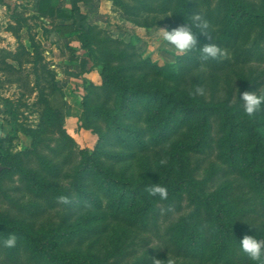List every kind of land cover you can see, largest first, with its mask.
I'll return each instance as SVG.
<instances>
[{"label": "rangeland", "instance_id": "1", "mask_svg": "<svg viewBox=\"0 0 264 264\" xmlns=\"http://www.w3.org/2000/svg\"><path fill=\"white\" fill-rule=\"evenodd\" d=\"M237 1L252 14L264 16V0ZM85 2L91 7L78 3L84 19L75 14L56 20L37 13L32 0H0V136L7 153L0 161L6 166L0 175V217L33 235L44 228L55 231L61 253L89 254L109 264H213L176 245L169 230L193 212L206 193L228 183L239 208L231 222L245 233L264 234L258 188L218 156L219 113L210 117L205 146L182 152L177 159L174 144L179 138L151 142L143 102L121 111L120 89L101 75L118 71L141 88L162 85L192 92L205 102L242 105L236 99L241 92H264V26L257 19L234 26L227 0ZM182 24H191L198 38L197 46L185 52L159 36L160 27ZM211 42L225 55L203 59L199 48ZM82 58L87 60L84 69ZM197 88L203 94H195ZM115 109L126 113L122 122L145 130L142 145L122 144L112 134L101 110ZM96 127L104 132H96ZM94 150L103 153L101 163L116 174L156 181L165 165L190 173L194 184L183 189L172 206L160 202L146 218L126 219L88 174L80 172L84 151ZM40 155L47 157L50 167H43ZM17 163L61 184L63 195L30 181L29 170L18 171ZM86 192L96 195L99 204L86 198ZM201 216L208 229V214L203 211ZM3 250L0 246V264H45L28 259L25 246L13 261Z\"/></svg>", "mask_w": 264, "mask_h": 264}, {"label": "trees", "instance_id": "2", "mask_svg": "<svg viewBox=\"0 0 264 264\" xmlns=\"http://www.w3.org/2000/svg\"><path fill=\"white\" fill-rule=\"evenodd\" d=\"M80 1L88 8L91 7V4L85 2L86 0H71L70 14L55 8L56 0H34V3L37 13L50 19L54 16L71 17L75 14L80 16V19H84L85 15L78 4ZM227 1L229 2L228 17L234 26L244 22L251 23L255 19L264 26L263 15L252 14L237 0ZM80 33L81 37H86L83 32ZM86 64L87 60L82 58L80 68L84 69ZM162 69L164 71L168 68ZM101 75L104 82L120 89L117 106H121V111L127 108L131 110V104L135 102L141 104L143 102L148 112L146 131H144L149 134L151 142L168 141L173 136L179 138L174 144L177 159H180L182 152L200 151L205 146L210 117L214 113H219L218 156L249 178L258 188L264 206V104H261L254 115L249 116L240 103L230 106L224 102H205L194 96L192 92H176L162 85L141 88L125 80L118 71H104ZM101 114L109 122V130L120 143L143 144L141 137L144 131L122 122L126 113L121 114L118 109H115L101 110ZM95 131L104 132L99 127H96ZM4 139L0 136V161L7 159ZM100 154L103 153L97 150L84 151V164L80 172L88 174L93 185L111 201L115 209L124 212L126 219H144L160 202L169 207L172 206L180 197L181 191L194 184L190 173L180 167L165 165L161 166L160 177L156 181L148 177L138 179L125 177L123 174L114 173L110 165H103ZM39 160L43 167L51 166L46 156L40 155ZM0 165L2 166L1 175L6 166L1 162ZM15 166L18 171L29 170V180L51 188L53 195H63L62 185L45 180L43 176H40V170L28 169L19 163ZM152 183H159L166 187L167 197L162 199L158 194L150 195L148 188ZM229 190L230 186L226 183L213 193H206L193 212L170 227L171 239L176 245L181 244L186 247L195 257L211 261L213 264H240L244 260L249 264H257L240 248L238 239L244 234L251 233L243 232L240 226L231 222V218L238 215L239 208L235 198L229 195ZM86 198L95 201L96 205L99 204V201L95 199L96 195L91 192H86ZM203 211L208 214V229L202 225ZM49 230L39 229L37 234L33 235L26 227L7 222L0 217V246L4 249L6 258L12 261L16 260V253L19 252L20 247L25 246L29 252L28 259L42 260L45 264H109L106 258L99 259L89 254L61 253L59 234ZM12 232L17 235V244L13 248H7L3 245V240ZM251 235L264 239V234Z\"/></svg>", "mask_w": 264, "mask_h": 264}, {"label": "clouds", "instance_id": "3", "mask_svg": "<svg viewBox=\"0 0 264 264\" xmlns=\"http://www.w3.org/2000/svg\"><path fill=\"white\" fill-rule=\"evenodd\" d=\"M198 19V16L196 17ZM206 28L207 25H203ZM202 33H206L201 31ZM160 38L171 46L175 50L185 52L193 49L198 44V38L192 28L188 24H182L171 29L161 28L159 31ZM199 51L203 59L217 58L225 55L224 49H222L217 43H203ZM202 88H197L195 94H203ZM238 102H242L244 112L252 116L254 115L261 104H264V92L256 91H243L236 96ZM164 163V161H161ZM150 195H159L162 199L167 197V189L159 183H152L148 188ZM17 235L12 232L9 233L6 239L3 240V245L7 248H13L17 244ZM240 248L247 253L253 261L257 264H264V239L258 238L256 235L244 234L238 239Z\"/></svg>", "mask_w": 264, "mask_h": 264}, {"label": "crops", "instance_id": "4", "mask_svg": "<svg viewBox=\"0 0 264 264\" xmlns=\"http://www.w3.org/2000/svg\"><path fill=\"white\" fill-rule=\"evenodd\" d=\"M32 1H34V0H32ZM55 8H57L59 11H63L65 14H70L71 13V0H56ZM69 18H71V17L54 16L51 19L60 20V19H69Z\"/></svg>", "mask_w": 264, "mask_h": 264}, {"label": "water", "instance_id": "5", "mask_svg": "<svg viewBox=\"0 0 264 264\" xmlns=\"http://www.w3.org/2000/svg\"><path fill=\"white\" fill-rule=\"evenodd\" d=\"M1 169H2V166L0 165V171H1Z\"/></svg>", "mask_w": 264, "mask_h": 264}]
</instances>
